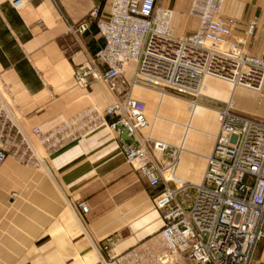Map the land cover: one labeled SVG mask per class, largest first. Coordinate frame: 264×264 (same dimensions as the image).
Returning <instances> with one entry per match:
<instances>
[{"label": "crops", "instance_id": "1", "mask_svg": "<svg viewBox=\"0 0 264 264\" xmlns=\"http://www.w3.org/2000/svg\"><path fill=\"white\" fill-rule=\"evenodd\" d=\"M191 2L161 1L173 9V18L181 16L178 35L197 26L189 14ZM110 3L32 0L16 9L11 0H0V109L35 151L30 159L10 151L0 166V264H99L103 240L112 234L119 237L113 255L164 251L155 191L126 161L117 131L103 125L53 155L41 149L33 132L35 127L47 131L92 104L111 103L102 82L83 89L74 80L75 66L103 45L97 21L109 14ZM94 10L98 14L89 16ZM220 16L234 23L235 34L246 37V53L264 58V0H225ZM85 18L90 26L84 34L69 30ZM250 23L255 32L245 36ZM134 69L135 63L127 65L128 79ZM204 81L207 89L194 101L195 112L194 102L175 94L144 87L132 91L145 103L152 136L182 146L171 184L186 183L191 194L203 180L215 143L218 109L232 101L239 112L264 118V89L258 93L212 76ZM84 200L88 213L78 207ZM256 258L264 263V238Z\"/></svg>", "mask_w": 264, "mask_h": 264}, {"label": "built area", "instance_id": "2", "mask_svg": "<svg viewBox=\"0 0 264 264\" xmlns=\"http://www.w3.org/2000/svg\"><path fill=\"white\" fill-rule=\"evenodd\" d=\"M31 1L11 3L21 9ZM161 1L111 0L109 14L97 21L103 45L74 68L78 87L87 89L100 81L112 95L111 103L92 104L47 131L35 127L33 132L45 152L53 155L107 125L119 133L126 161L155 191L154 206L163 220L160 236L171 254L192 264H258L257 251L264 238V118L239 112L233 102L218 109L215 143L203 180L191 194L190 185L171 184L176 181L173 172L182 146L144 133L150 126L146 106L132 91L139 85L162 94L198 97L205 78L212 76L260 93L264 58L246 53V37L235 34L234 23L221 18L225 0H192L189 14L198 23L182 35L174 32L173 9ZM97 14L94 10L89 16ZM89 26L85 18L69 30L80 35ZM254 32L255 24L250 23L245 36ZM130 63L135 69L128 79ZM124 131L130 141L123 138ZM0 141V166L10 151L20 158L35 155L2 109ZM78 207L84 213L90 210L85 200ZM118 242L117 235L105 237L99 264H143L144 255L134 249L113 255ZM167 253L158 257L160 264Z\"/></svg>", "mask_w": 264, "mask_h": 264}, {"label": "rangeland", "instance_id": "3", "mask_svg": "<svg viewBox=\"0 0 264 264\" xmlns=\"http://www.w3.org/2000/svg\"><path fill=\"white\" fill-rule=\"evenodd\" d=\"M180 17L181 16H179V15H175V17L172 19V25H173V27L175 28V33H176V31L178 30V28H179V26H180ZM185 19V18H184ZM184 19H183V17H182V22L181 23H183L184 22ZM180 31H182V29L180 30ZM178 33V32H177ZM179 34V33H178ZM206 89H207V85H205V91H206ZM204 91V92H205ZM203 92V93H204ZM178 97H181V98H184V99H187V100H189V101H192V100H197L199 97H201V95L200 96H198V97H193V96H182V95H177ZM229 102H232V101H229ZM153 124H151L150 125V128H148L146 131H144V133L145 134H150L151 136H152V130H153ZM153 137V136H152ZM154 138V137H153ZM40 147H41V149L43 150V151H45L44 150V147L40 144ZM40 151V150H39ZM46 153V152H45ZM26 162H28V160H25ZM119 243V242H118ZM164 251L163 252H168V253H170L169 251H168V249H167V247H166V245L165 244H163V247H161ZM148 251H150L151 252V250L149 249ZM171 254V253H170ZM172 255H174V259H170V261L169 262H167V263H165V264H192L191 262H189L187 259H185L184 257H182V256H180V255H178V254H176V253H172ZM160 256V253L157 255H154V253H151V254H147L146 256H143V260H142V263L143 264H160L159 262H158V257Z\"/></svg>", "mask_w": 264, "mask_h": 264}, {"label": "bare ground", "instance_id": "4", "mask_svg": "<svg viewBox=\"0 0 264 264\" xmlns=\"http://www.w3.org/2000/svg\"><path fill=\"white\" fill-rule=\"evenodd\" d=\"M205 85H206V83H205V81H204V83H203V88H202V92L205 91ZM135 87H142V86L136 85ZM135 87H134V88H135ZM144 88H145V87H144ZM192 108H193L192 112H195V111L197 110V108H198V104L195 103V102L192 103ZM210 109H211V108H210ZM217 112H218V111H217ZM149 128H150V126H149ZM173 257H174V255H172V254H168V253H167V256L162 258L164 264L167 263V262H169L170 259H171V260L174 259Z\"/></svg>", "mask_w": 264, "mask_h": 264}, {"label": "water", "instance_id": "5", "mask_svg": "<svg viewBox=\"0 0 264 264\" xmlns=\"http://www.w3.org/2000/svg\"><path fill=\"white\" fill-rule=\"evenodd\" d=\"M124 133H125V134H127V132H126V131H124Z\"/></svg>", "mask_w": 264, "mask_h": 264}]
</instances>
